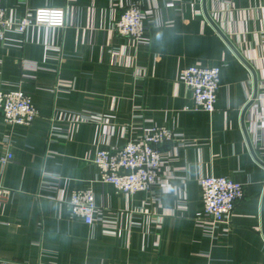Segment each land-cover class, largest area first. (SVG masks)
I'll list each match as a JSON object with an SVG mask.
<instances>
[{
	"label": "crops",
	"instance_id": "obj_1",
	"mask_svg": "<svg viewBox=\"0 0 264 264\" xmlns=\"http://www.w3.org/2000/svg\"><path fill=\"white\" fill-rule=\"evenodd\" d=\"M11 17L64 8L66 27L33 28L0 43V85L20 87L39 117L9 139L0 113V261L11 264H264V0H0ZM150 14V45L120 37V6ZM257 73L254 76L205 16ZM16 15V16H15ZM220 67L215 112L193 109L186 67ZM195 138L167 144L162 182L119 194L100 182L99 149L118 150L153 127ZM9 142V143H8ZM262 163H260L259 161ZM228 177L245 187L228 236H207L200 181ZM91 186L114 223L71 219L74 190Z\"/></svg>",
	"mask_w": 264,
	"mask_h": 264
},
{
	"label": "built area",
	"instance_id": "obj_2",
	"mask_svg": "<svg viewBox=\"0 0 264 264\" xmlns=\"http://www.w3.org/2000/svg\"><path fill=\"white\" fill-rule=\"evenodd\" d=\"M115 21L117 34L135 44L137 49L150 45V14L137 4L121 5ZM16 16V15H15ZM64 8H38L26 10L18 17H11L0 4V43L10 41L11 35L23 36L33 28L63 29L66 27ZM182 80L193 98V109L212 114L222 87L220 67L201 63L184 69ZM0 113L3 126L8 130L7 139L15 128H29L39 117V110L20 87L0 85ZM9 143V142H8ZM197 143L195 138L175 134L167 128L155 126L141 139L131 140L118 150L99 149L93 164L100 171V182L111 185L122 195L134 196L151 192L162 182L161 171L167 158L160 147L172 144L184 150ZM11 152L0 155V164L14 162ZM202 216L198 225L203 232L215 238L228 236L232 231L234 211L245 197V187L228 177H207L200 181ZM71 219H80L88 226L114 223L105 211L96 206L91 186L74 190L68 204ZM0 264H11L0 261Z\"/></svg>",
	"mask_w": 264,
	"mask_h": 264
},
{
	"label": "water",
	"instance_id": "obj_3",
	"mask_svg": "<svg viewBox=\"0 0 264 264\" xmlns=\"http://www.w3.org/2000/svg\"><path fill=\"white\" fill-rule=\"evenodd\" d=\"M206 2V0H205ZM204 12H205V16L208 19V21L212 24V26L217 30V32L223 37V39L226 41V43L231 47V49L235 52V54L238 56V58L249 68V70L252 72L253 76H254V82H255V90H254V96H253V101L250 102V104L246 107L245 111H244V116H243V120H242V124H243V128L244 131L246 133L247 136V140L250 146V149L254 155V157L257 159V157L255 156L254 150L252 148L250 139L248 137L247 131H246V127H245V114L247 112V110L252 106V104L254 103V101L257 99L258 97V78H257V73L255 71V69L253 68V66L246 61V59L241 55V53L234 47V45L229 41V39L223 34V32L218 28V26L215 24V22L212 20V18L209 16L207 9H206V4L204 6ZM259 161V160H258ZM260 162V161H259ZM261 163V162H260ZM262 164V163H261ZM264 165V164H263ZM263 218H264V212H263Z\"/></svg>",
	"mask_w": 264,
	"mask_h": 264
}]
</instances>
